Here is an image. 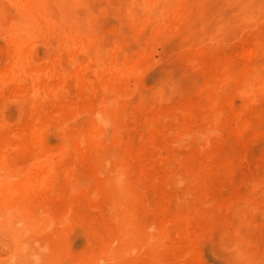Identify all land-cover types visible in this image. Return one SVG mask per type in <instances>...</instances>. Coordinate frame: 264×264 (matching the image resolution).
Here are the masks:
<instances>
[{
	"label": "rangeland",
	"instance_id": "obj_1",
	"mask_svg": "<svg viewBox=\"0 0 264 264\" xmlns=\"http://www.w3.org/2000/svg\"><path fill=\"white\" fill-rule=\"evenodd\" d=\"M76 1L66 38L26 10L18 82L0 0V264H264V0ZM193 12L228 21L173 38Z\"/></svg>",
	"mask_w": 264,
	"mask_h": 264
},
{
	"label": "bare ground",
	"instance_id": "obj_2",
	"mask_svg": "<svg viewBox=\"0 0 264 264\" xmlns=\"http://www.w3.org/2000/svg\"><path fill=\"white\" fill-rule=\"evenodd\" d=\"M91 1V0H89ZM125 0H118V4L120 5L121 7V10L122 11H126L127 10V2H124ZM226 3L229 4L230 8L231 6L234 8L235 7V2L239 3L238 1L236 0H225ZM241 3L240 4H246V5H255L257 1L259 0H239ZM161 3L164 4L165 8L166 7H169L170 6V0H153V1H150V3ZM215 2L214 1V5H215ZM234 2V3H233ZM22 4V8L19 7V4ZM20 3L19 2H14L13 0H9V3L7 4V14L10 13V11H13L12 7L13 6H16L22 10H20V12H23V14H19L17 17H10L9 18V21L8 23L10 22L11 25H10V28H12V32L9 33V35L13 38V47L16 51V55L14 57V69L9 73V76H13V78H15L16 80L19 79L18 82H21L22 80H25V78L27 79L28 77H30V72L27 68L26 65L23 64V60L24 58L22 57L23 56V53L22 51L26 48L28 49V41L30 40L29 38L32 37L31 33H28L27 32V27L33 23L34 19L26 14L27 11L26 10H30V9H33L37 6V4H43L42 7H39V11L41 13H46V20H47V23H46V33L47 32H51V30H49V23L50 22H53V21H59V22H62L65 27L67 28L65 31H63V34L65 35L66 33H70L72 31H82L81 28H82V23H81V20H82V17L87 15V17H89L90 15V9L89 7H91V5L87 6V8H85V10L83 11L80 6H78L79 4V1H76V0H20ZM91 2H89L90 4ZM88 4V3H87ZM239 4V5H240ZM217 6L218 3H216ZM238 5V4H237ZM216 6V7H217ZM173 7V6H172ZM253 7V6H252ZM129 9V8H128ZM89 10L90 13H88L87 11ZM26 11V12H24ZM134 11V10H133ZM88 13V14H86ZM227 16H229V13H227ZM192 17L194 18H188L187 16H185L184 18H182V21L183 24L180 26V27H177L176 24L173 25L172 28L173 31H171L170 35L171 36H174L173 38L177 37L179 34H178V31L177 29L178 28H181V31L180 32H188V38L190 36H195L196 33L195 31L197 30L196 27H201L202 28V31L204 32V34H208L210 36L214 35L215 32H217L218 30H221L222 27L224 28V25L226 24V21H228V17H226V15H218V16H212V17H205L203 12H199V13H195L193 12L192 13ZM204 17V19H202ZM194 19V20H192ZM153 20H156L154 22H150V21H146L144 22V24H142V28H147V29H153L154 26L158 25L159 24V21H157V19H153ZM13 22V23H12ZM39 25V24H38ZM37 26V25H36ZM35 26V27H36ZM141 28V29H142ZM156 30H165V28L163 29L162 27L156 29ZM156 30H154V32L152 33V36L156 34ZM176 31V33H175ZM68 35V34H67ZM67 35L64 36V38L67 37ZM187 38V37H186ZM29 39V40H28ZM65 40V39H64ZM131 40V41H130ZM142 40V39H141ZM124 41L127 42V43H131V42H134L136 41L135 37L131 36L130 37H124ZM123 40L121 42H124ZM147 43H148V40H145ZM144 46H146V44H143ZM90 47V46H89ZM100 48V52L101 53H104L105 52V49L104 47H99ZM14 51V52H15ZM143 54L141 56H144L147 52V47L145 49H142L141 51ZM74 53L72 52V55ZM26 60V59H25ZM22 63V64H21ZM18 65H21V68H19ZM31 71V70H30ZM108 109H104L103 111H107ZM36 135H35V138L33 140H31V142H36V145L40 146L39 144V140L41 138H43V134L42 132L36 128ZM18 145V144H21L20 143H17V144H12V143H9V145ZM43 145V144H42ZM74 145H72L70 143L69 140H64L63 143H60L58 146H56L52 152L53 155H55L54 158H49L47 160H44V161H38V159H32L31 161H34L35 163L37 162V164L40 162L41 163H45L49 166H56V167H61V168H64L66 165H64V159L61 157V155H64V154H67L68 151L71 150V148H74L72 147ZM41 147V146H40ZM9 149L13 148L12 146H8ZM16 150H18V148H15ZM0 152L3 153V150H0ZM85 178V177H82V179ZM85 180V179H84ZM65 186H62V190L64 191Z\"/></svg>",
	"mask_w": 264,
	"mask_h": 264
}]
</instances>
